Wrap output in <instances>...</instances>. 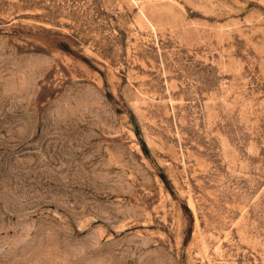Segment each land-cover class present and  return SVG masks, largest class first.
Instances as JSON below:
<instances>
[{"label":"rangeland","instance_id":"rangeland-1","mask_svg":"<svg viewBox=\"0 0 264 264\" xmlns=\"http://www.w3.org/2000/svg\"><path fill=\"white\" fill-rule=\"evenodd\" d=\"M0 264H264V0H0Z\"/></svg>","mask_w":264,"mask_h":264}]
</instances>
